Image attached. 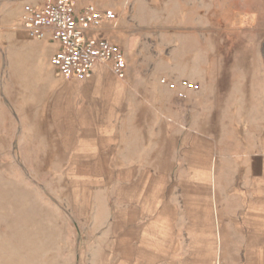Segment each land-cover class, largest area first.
I'll return each instance as SVG.
<instances>
[{
  "label": "rangeland",
  "instance_id": "obj_1",
  "mask_svg": "<svg viewBox=\"0 0 264 264\" xmlns=\"http://www.w3.org/2000/svg\"><path fill=\"white\" fill-rule=\"evenodd\" d=\"M135 2L160 7L173 22L167 34L184 37L194 62L205 60L207 79H222L214 134L204 143L205 170L215 181L211 190L242 189L233 181L259 174L245 164L261 152L264 103L244 82L259 86L254 95L261 96L264 0H126L127 7ZM25 4L40 0H0V264H191L201 258L233 264L246 200H218L221 248L193 246L183 232L184 215L165 208L151 213V201L160 200L139 199L137 168L122 165L134 148L133 88L123 103L111 74L109 86L93 87L94 94L57 77L38 41L20 27ZM203 101L208 105V95ZM189 121L191 129L203 123L197 113ZM102 146L113 147L110 159L97 150ZM178 149L175 157L190 153ZM204 235L210 239L209 231Z\"/></svg>",
  "mask_w": 264,
  "mask_h": 264
},
{
  "label": "crops",
  "instance_id": "obj_2",
  "mask_svg": "<svg viewBox=\"0 0 264 264\" xmlns=\"http://www.w3.org/2000/svg\"><path fill=\"white\" fill-rule=\"evenodd\" d=\"M88 5L116 15L114 22L105 23L96 30L90 29L88 34L106 39L121 49L126 62L125 77L118 79L106 66L100 65L95 66L82 81L65 80L56 72L55 74L67 83H75L77 88L83 87L82 93L85 94H94L93 87L109 86L110 80L107 76L111 74L117 82V88L122 92L123 103L128 101V90L133 88L132 98L137 119L134 148L131 149V157L122 165L137 168L133 176L139 190L137 197L141 200H160L157 203L151 201V213H158V208H165L170 213L184 215L186 225L183 232L193 246L219 248L225 244L219 229L222 203L218 200H246L244 225H238L234 231L243 237L237 239L239 242L233 245V264H264V118L261 132L263 138L258 146L261 151L259 157L245 164L251 171L256 167L259 174H245L240 180L233 181L241 185L242 189L234 190L231 187L218 190L216 187L211 190L214 180L205 170L208 163L204 161L206 159L203 152L206 150L204 143L209 139L207 136L214 134L211 120L215 112L220 110L216 98L224 94L218 89L222 85V79H207L205 60L201 64L194 62L184 37H176L171 32L167 34V29L172 31L173 25L170 23L173 22L167 20L166 13L160 11V7L150 5L149 8H141L135 2L128 8L126 0H82L76 5V9L80 10ZM155 11L158 22L156 37L153 30L150 31L153 29ZM24 35L27 38L25 33ZM36 47L40 48L48 63V58L58 50L59 45L47 37L38 41ZM197 52L199 53L198 49ZM201 53L205 55V50L202 49ZM33 55H37V51ZM184 82H191L198 87V91L190 92ZM244 85L247 93L264 103V79L259 91L261 96L254 95L259 89L254 82L247 79ZM238 87L233 89V93H238ZM207 95L208 105L203 101ZM196 113L203 119V123L192 124V130L189 117L193 118ZM175 135L180 143L186 140L185 146L179 147L175 143ZM187 135H192V139L188 141ZM111 142L114 143V139ZM177 148L180 151L184 148L185 151L192 152V155L189 153L186 157H175ZM97 150L103 152V157L108 153L110 159L113 147L102 146ZM174 166L179 167L178 173L173 174L164 169ZM208 231L212 237L206 240L204 233L207 234ZM214 233L216 238H213ZM241 239L245 240L244 244L240 242ZM242 246L244 250H241ZM196 253L195 250L194 254ZM191 264H216V261L209 263L207 259L201 258Z\"/></svg>",
  "mask_w": 264,
  "mask_h": 264
},
{
  "label": "built area",
  "instance_id": "obj_3",
  "mask_svg": "<svg viewBox=\"0 0 264 264\" xmlns=\"http://www.w3.org/2000/svg\"><path fill=\"white\" fill-rule=\"evenodd\" d=\"M81 1L41 0L40 4H25L19 16L20 27L30 40L42 41L49 37L59 45L49 59L59 77L82 81L100 65L106 66L114 77L123 79L126 62L121 49L106 39L88 34L90 29L114 22L116 15L92 5L77 10L76 5Z\"/></svg>",
  "mask_w": 264,
  "mask_h": 264
}]
</instances>
